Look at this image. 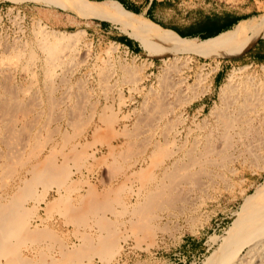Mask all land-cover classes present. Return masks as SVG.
<instances>
[{"label":"rangeland","instance_id":"374dc122","mask_svg":"<svg viewBox=\"0 0 264 264\" xmlns=\"http://www.w3.org/2000/svg\"><path fill=\"white\" fill-rule=\"evenodd\" d=\"M129 13L115 1L0 0V202L6 203L18 186L22 185V181L31 177V171L38 166L36 163L42 162L47 155H51L50 153L59 168L66 164L65 167L73 172L72 178L76 181L81 179V184L78 185L80 188L74 192L69 191L72 193L71 197L69 194L71 201L68 200L66 205L69 201L72 205L64 206L68 210H51L50 213L39 210L41 218L32 221L30 230L35 231L30 232L35 233L46 226L45 228L52 230L53 236L56 234L50 237L51 239L26 241L27 244L21 247L22 257H26L24 260L46 262V258L54 257L51 259L53 261H50L54 262L55 259L61 258L63 251L73 250L80 243L79 233L76 235L79 227L80 232L85 234L86 241L88 240V246L93 243L88 247L91 250L100 245L104 237L109 236L108 239L119 242V238L126 239L128 236L125 242H121L123 249L120 255L112 257L108 263L100 262L99 256L91 255L92 259L84 257L83 264H208L209 258L229 240L230 233L237 226L242 213L251 204L253 195H256L261 186L264 187V147L250 153H230V160L223 154L206 155L207 158H200L199 155L198 163L201 164L194 165L195 168L192 164L189 166L187 173L195 174L190 179L181 178L185 181H177L181 182L177 185L178 190L173 187L174 182L173 186H170V181H158L159 178L162 179L163 168L170 158L167 155L161 158L158 155L159 148H155L154 143L159 140V144L165 146L170 153L176 148L173 147L175 145L172 139L181 131L179 146H185L186 149L192 147L190 144L194 141L187 144L186 135L190 131L195 132L197 136L208 134L207 128L216 122L212 111L219 103L220 88L229 76L245 69L247 74L264 80V72L256 65L264 63V60L258 59L254 63L241 60L246 50L234 56L211 57L219 53L232 54L230 49L235 47L197 42H188L167 50L158 45L146 53L139 41L133 37V28L125 23L124 14L130 15ZM258 17H264V10ZM133 18L146 22L142 15ZM103 21L108 22L101 27ZM149 23L164 35L147 34L144 30L142 36L146 42L175 39L152 22ZM41 29L77 35V41H73L74 47L66 48L67 51L65 50L62 57L59 56L60 59L50 65L47 55L40 47L41 37L38 33ZM117 33L129 36L138 43L140 52L132 53L120 44L116 38ZM258 38L255 37L251 42ZM223 48L228 50L223 51ZM164 59L169 63H175L176 59L180 62L177 68L168 73L166 82L162 79ZM228 59L239 62L228 66L223 83L214 86L213 74L220 61ZM220 78L221 75L218 76L217 82ZM182 81L191 88L189 91L175 88V82L187 87ZM197 91L195 95L194 92ZM256 103L255 106L252 105L249 113L253 117L257 116L258 112L264 114V106L259 103L260 108ZM253 111H257L256 114ZM100 133L108 134L105 140L98 139ZM7 145L16 148V161H11L10 158L9 162L4 161L7 160L6 156L11 157ZM33 148L36 150H32ZM155 150L158 151L156 155L159 160L154 158L156 155L151 159V151ZM23 152L26 153L24 157ZM33 153L38 156H31ZM213 158L217 160L214 162ZM147 163H152L147 176L139 178L136 172L142 167L146 168ZM234 171L238 172L235 174ZM159 182L163 187H173L174 189H171L174 191L169 189L173 196L166 194L165 198H159L161 203L158 200V203L155 201L152 205H146L147 208L144 206V210L137 214L139 196L143 199L146 191L160 188ZM87 183L93 184L100 198L81 204L80 199L83 196H79L85 194ZM36 188L40 191L43 186L38 184ZM55 190H49L47 199L58 197ZM27 203L31 204L32 201L28 200ZM70 207L74 208L73 211ZM125 210L129 211V214ZM138 216L144 218V225L139 224L142 220L141 217L138 219ZM82 219L87 220L83 222ZM191 238L198 240L199 247L191 244ZM72 243L76 244L73 246ZM0 264H5L3 258Z\"/></svg>","mask_w":264,"mask_h":264},{"label":"bare ground","instance_id":"6f19581e","mask_svg":"<svg viewBox=\"0 0 264 264\" xmlns=\"http://www.w3.org/2000/svg\"><path fill=\"white\" fill-rule=\"evenodd\" d=\"M134 34L133 37H135L140 45L142 46V49L148 53L151 51L153 48L158 46L160 43L158 42H146L142 39L141 37V31H142V21H139L133 28ZM39 36L41 37L40 40V47L41 49L45 52L47 55L48 59V64H54L55 60L58 61L60 57H62L63 53H65V50L67 51L66 48L72 47L73 46V41L76 40L77 35H67L64 33H57L53 31H45L43 29L40 30L38 33ZM77 41V40H76ZM72 44V45H71ZM74 47V46H73ZM18 54V53H17ZM20 54V53H19ZM19 57V55H18ZM179 60H175V63H169L168 60L164 59V67L162 69V79L164 82H166V76L168 75L169 72H171L174 68H177ZM49 65V66H50ZM12 66V65H11ZM178 69H176L177 71ZM174 72V71H173ZM244 73V74H243ZM171 74V73H170ZM173 75V74H172ZM175 75V72H174ZM170 77H172L170 75ZM169 78V77H168ZM177 78V77H176ZM165 79V80H164ZM199 79V78H198ZM171 80V79H170ZM200 80V79H199ZM181 81V80H180ZM179 81V82H180ZM184 83V81H182ZM186 83V82H185ZM184 83V84H185ZM182 85L181 83L174 84L175 88L179 87V89H191L185 86H179ZM192 86V85H191ZM193 87V86H192ZM173 89V88H172ZM177 89V88H176ZM197 89V88H196ZM195 89V90H196ZM200 89V88H199ZM183 90V93H184ZM186 90V91H187ZM194 90V89H193ZM189 91V90H188ZM192 91V90H190ZM207 91V90H206ZM200 92V91H199ZM190 93V92H189ZM195 95L198 93L194 92ZM176 94V92H175ZM178 94V93H177ZM174 96V95H173ZM178 96V95H176ZM188 96V95H187ZM34 99V98H33ZM219 103L216 105V107L213 108V114L215 115L214 117L216 118V122L210 125V128L206 127L208 129V134L207 135H202L194 134L195 132L193 131H188L189 134L186 135L187 141L186 143L188 144L189 141L193 142L192 147H189V149H186L185 146H179L178 143V138H180V134L182 133L181 131L177 132V137L172 139L174 142L173 144L176 147L172 151H167V148L165 149L163 146H161L160 141L158 140L157 142L154 143L155 148H159V156L161 158L163 156H169L170 160L165 164V167L162 169V179L159 178L158 181H170V186H173L172 183L174 184L173 187H177V185L181 182L177 181H182L185 179L181 178H191L192 175L187 173V170L190 169L189 166L191 164L193 165H198L201 163H198L200 158L206 157V155L211 156V154H223V156L226 157V159L230 160V153L232 154L233 152H238V153H250L254 152L259 148L264 147V114L262 113H257V111H253L257 116L254 115V117L249 114L251 113V107L252 105L256 103L258 107L260 106L259 103L264 106V80L258 79L255 76H252L250 73L247 74L245 69L238 70L236 72H233L227 79V81L222 85L220 88V96H219ZM17 100V99H16ZM4 101V100H3ZM51 101V100H50ZM255 101V102H254ZM5 102V101H4ZM254 102V103H253ZM1 103V102H0ZM7 103V102H6ZM9 103V101H8ZM7 103V104H8ZM21 103V102H20ZM42 104V103H41ZM29 105V103H28ZM33 105V102H32ZM74 106V105H73ZM255 106V105H254ZM17 107V106H16ZM52 107V106H51ZM50 107V108H51ZM77 108V107H76ZM257 108V107H256ZM255 108V109H256ZM261 108V106H260ZM81 109V108H80ZM4 110V109H3ZM71 111V110H70ZM159 111V109H158ZM262 112V111H261ZM264 112V110H263ZM74 113V112H73ZM31 114V113H30ZM36 114V113H35ZM107 115V114H106ZM2 116V114H1ZM0 116V117H1ZM252 116V117H251ZM25 117V116H24ZM105 118V117H104ZM174 121V120H173ZM176 121V120H175ZM3 122V121H2ZM22 122V121H21ZM88 122V121H87ZM114 122V121H113ZM117 122V121H116ZM79 123V122H78ZM1 124V123H0ZM6 124V123H5ZM211 124V123H209ZM4 125V124H3ZM140 125V124H139ZM173 125V124H172ZM8 126V125H7ZM5 126V127H7ZM80 126V125H79ZM159 126V125H158ZM166 126V125H165ZM164 126V127H165ZM9 127V126H8ZM12 127V126H10ZM16 127V126H15ZM167 127V126H166ZM203 127V126H202ZM4 128V127H3ZM14 128V126H13ZM66 128V127H65ZM82 128V127H81ZM139 129V127H137ZM205 128V127H204ZM203 128V129H204ZM9 129V128H7ZM11 129V128H10ZM201 129V128H200ZM67 130V129H66ZM96 130V129H95ZM101 130V129H100ZM106 130V129H105ZM124 130V129H123ZM141 130V129H139ZM162 130V129H161ZM169 130V129H168ZM171 130V129H170ZM6 131V128L5 130ZM13 131V129L11 130ZM15 131V130H14ZM13 131V132H14ZM200 131V130H199ZM2 132V131H1ZM105 132V131H103ZM107 132V131H106ZM115 132V131H114ZM169 132V131H168ZM19 133V132H18ZM66 133V132H65ZM111 133V132H110ZM124 133V132H123ZM165 133V132H164ZM199 133V132H198ZM6 134V133H4ZM8 134V133H7ZM16 134V131L15 133ZM95 134V133H94ZM143 134V133H142ZM166 134V133H165ZM2 135V134H1ZM11 135V134H10ZM22 135V134H21ZM108 134L105 133H100L98 134V139L99 140H105V137H107ZM123 135V134H122ZM13 136V135H12ZM67 136V135H66ZM130 136V135H129ZM162 136V135H161ZM166 136V135H165ZM1 137V136H0ZM14 137V136H13ZM202 137L204 139H202ZM35 138V137H34ZM62 138V137H61ZM68 138V137H67ZM201 138V139H200ZM97 139V140H98ZM108 139V138H107ZM154 139V138H153ZM7 140V139H6ZM11 140V139H9ZM16 140V139H15ZM96 140V142H97ZM152 140V138L150 139ZM2 141V140H1ZM24 141V140H23ZM29 141V140H28ZM35 141V140H34ZM131 141V140H130ZM18 142V141H16ZM62 142V141H61ZM104 142V141H103ZM165 142V141H164ZM2 143V142H1ZM5 143V142H4ZM30 143V141L28 142ZM27 143V144H28ZM99 143V142H97ZM102 143V142H100ZM185 143V145H186ZM18 144V143H17ZM43 144V143H42ZM166 144V142L164 143ZM4 145V144H3ZM9 145V144H8ZM7 145V150H10V156H6L7 161L9 162V158L11 161L17 160L18 156L16 154L18 153L16 151V148L10 147ZM11 145V144H10ZM29 145V144H28ZM182 145V144H181ZM14 146V145H13ZM39 145H36V147ZM43 146V145H41ZM56 146V145H55ZM93 146V145H92ZM145 146V145H144ZM151 146V145H150ZM20 147V146H19ZM18 147V148H19ZM27 147V146H25ZM29 147V146H28ZM31 147V146H30ZM116 147V146H115ZM125 147V146H124ZM127 147V146H126ZM139 147V146H137ZM5 148V145H4ZM43 148V147H41ZM45 148V146H44ZM43 148V149H44ZM64 148V147H63ZM110 148V147H109ZM0 149H2L0 147ZM25 149V148H23ZM31 149V148H29ZM42 149V150H43ZM74 149V148H73ZM111 149V148H110ZM18 150V149H17ZM32 150H36L33 148ZM54 151L53 149H51ZM56 150V149H55ZM131 150V149H130ZM154 150V149H153ZM30 151V150H29ZM74 151V150H73ZM80 151V150H79ZM1 152V151H0ZM47 152V151H46ZM55 152V151H54ZM109 152V151H108ZM149 152V151H148ZM153 152L151 154V159L154 157V155L157 154L156 150L151 151ZM38 153V152H37ZM41 153V152H40ZM38 153V154H40ZM113 152H111L112 154ZM4 154V153H3ZM23 152V156L24 157ZM38 154H35L38 156ZM51 155H47L44 160L40 163H36V166L34 170L31 171V177L28 179H24L22 185L18 186L19 188L15 191V193L11 196L9 203L3 204L0 202V263L1 259L3 258L5 260V264H25L24 259L26 257H22L23 253H21V247L23 244L26 243V241H31V242H36L39 241L40 239L44 238H49L54 237L52 234V230H48L47 228H43V230L39 229V231L36 230L35 233H31L30 231H35V230H30L32 226V221L37 218H41V215H39V210L42 209L41 204L43 202L46 203V209L48 213H50L51 210L54 211H59L62 212L61 210L63 209L64 206H71L72 204L70 203L71 201V194L70 192H74L75 190H78L80 187H78L79 184H81L80 180L76 181L74 180L73 177V172L68 169V167H65L64 165L63 168H59L57 164L53 161V156L52 153ZM57 154V153H56ZM110 154V155H111ZM149 154V153H148ZM5 155V154H4ZM19 155V154H18ZM29 155V154H28ZM31 155V154H30ZM43 155V154H42ZM66 155V154H65ZM64 155V156H65ZM199 155L200 158L198 157ZM205 155V156H204ZM219 155V156H220ZM33 157L34 153L31 155ZM85 156V155H84ZM88 156V155H87ZM125 156V155H123ZM153 156V157H152ZM215 156V157H216ZM238 156V155H237ZM250 156V155H249ZM254 156V155H253ZM4 157V156H3ZM28 157V156H27ZM93 157V156H92ZM115 157V155H113ZM112 157V158H113ZM120 157V156H118ZM157 155L154 157L155 159L159 160L160 158L157 157ZM251 157V156H250ZM12 158V159H11ZM31 158V157H30ZM63 158V157H62ZM70 158V157H69ZM219 157H217L218 159ZM245 158V157H244ZM243 158V159H244ZM1 159V158H0ZM29 159V158H28ZM68 159V158H67ZM106 159V158H105ZM104 159V160H105ZM115 159V158H113ZM124 159V158H123ZM205 159V158H204ZM213 158L214 160H217ZM239 159V158H238ZM253 159V158H252ZM3 160V159H2ZM23 160V159H21ZM26 160V159H25ZM96 160V159H94ZM162 160V159H161ZM210 160V159H209ZM205 160V162L209 161ZM249 160V159H248ZM248 160H245L248 162ZM251 160V158H250ZM27 161V160H26ZM30 161V160H29ZM34 161V160H33ZM185 161V162H184ZM187 161H189L187 163ZM69 162V161H68ZM82 162V161H81ZM117 162V161H115ZM153 162V161H152ZM159 162V161H158ZM161 162V161H160ZM159 162V163H160ZM202 162V161H201ZM210 162V161H209ZM215 162V161H214ZM232 162V161H231ZM58 163V162H56ZM84 163V162H83ZM103 163V161H102ZM107 163V161H105ZM104 163V165H106ZM140 163V162H139ZM149 163V162H148ZM147 163V164H148ZM164 163V162H163ZM197 163V164H196ZM204 163V162H203ZM235 163V161H234ZM237 163V162H236ZM252 163V162H251ZM254 163V162H253ZM4 164V163H3ZM15 164V163H13ZM19 165L20 162L18 163ZM245 163H243L244 166ZM26 165V164H25ZM70 165V164H69ZM112 165V164H111ZM121 165V164H120ZM152 165V163H151ZM150 164L147 165L146 168L142 167L141 170H139L137 173L139 178L146 177L149 171V168L151 166ZM223 165V164H222ZM240 165V164H239ZM11 167V163L9 165ZM30 166V165H29ZM34 166V165H31ZM60 166V165H59ZM101 166V165H100ZM110 166V165H109ZM116 166V165H115ZM146 166V165H145ZM6 167V166H5ZM4 167V169H5ZM70 167V166H69ZM87 167V166H86ZM111 167V166H110ZM109 167V168H110ZM226 167V166H225ZM33 168V167H31ZM71 168V167H70ZM113 168V167H112ZM111 168V169H112ZM120 168V167H118ZM155 168V167H154ZM157 168V167H156ZM195 168V167H194ZM3 169V168H2ZM7 169V167H6ZM5 169V170H6ZM10 169V168H9ZM80 169V168H79ZM114 169L117 168L114 167ZM122 169V168H121ZM192 169V168H191ZM15 170V169H14ZM19 170V169H18ZM205 170V169H204ZM234 170V169H233ZM16 171V170H15ZM109 171V170H108ZM115 171V170H114ZM122 171V170H121ZM192 171V170H191ZM3 172H5L3 170ZM8 172V171H7ZM12 172V171H11ZM79 172V171H78ZM110 172V171H109ZM161 172V171H160ZM184 172V173H183ZM186 172V173H185ZM190 172V171H189ZM235 172V171H234ZM238 172V171H237ZM235 172V174L237 173ZM1 173V172H0ZM13 173H15L13 171ZM29 173V170L28 172ZM153 173V172H152ZM21 174V173H20ZM115 174V173H114ZM135 174V173H134ZM188 174V175H187ZM5 175V174H4ZM10 176V175H9ZM118 176V175H117ZM160 176V175H159ZM25 177V176H24ZM27 177V176H26ZM127 177V176H126ZM153 178V176H151ZM154 176V180H155ZM193 178V177H192ZM195 178V177H194ZM158 179V178H157ZM180 179V180H179ZM8 180V179H6ZM19 180V179H18ZM78 180V179H77ZM137 180V179H136ZM142 180V179H141ZM151 180V179H150ZM2 181V180H1ZM14 181V180H13ZM70 181V182H69ZM172 181V182H171ZM128 182V181H127ZM159 182V184H160ZM177 184L175 185V183ZM20 183V182H19ZM162 183V182H161ZM169 183V182H168ZM6 184V183H5ZM18 184V183H17ZM40 184L43 185L44 190L43 191H38L36 188V185ZM83 184V183H82ZM165 184V182H164ZM195 184V183H194ZM9 185V184H8ZM92 185V184H91ZM91 185H88L91 187ZM155 185V184H154ZM160 184V188L155 187L154 190H148L146 193L143 195V201L142 196L140 195L138 203L136 205L137 211L136 213H140L141 211L147 208L148 205H152L153 202L157 201L159 198H165L167 195L168 196H173L171 195L169 189L173 187H163ZM169 185V184H167ZM121 186V185H120ZM158 186V185H156ZM181 186V185H180ZM6 187V186H5ZM8 187V186H7ZM6 187V188H7ZM10 187V186H9ZM92 186L91 188H93ZM119 187V186H118ZM162 187V188H161ZM179 187V186H178ZM177 187V190L179 189ZM12 188V187H11ZM56 189L58 192V197L54 198L53 201L46 202L47 195L49 193V190L51 189ZM123 188V186H122ZM121 188V189H122ZM259 188V187H258ZM2 189V188H1ZM144 189V188H143ZM174 189V188H173ZM171 189V190H173ZM55 190V191H56ZM96 190V189H95ZM110 190V189H109ZM175 190V191H177ZM11 191V190H10ZM117 191V190H116ZM174 191V190H173ZM181 191V190H180ZM91 195H93V191H88ZM108 192V191H107ZM119 192V191H118ZM123 192V191H122ZM169 192V193H167ZM182 192V191H181ZM12 193V192H11ZM86 193V192H85ZM98 193V192H97ZM183 193V192H182ZM3 194V193H2ZM56 194V193H55ZM70 194V197H69ZM96 194V193H95ZM105 194V193H104ZM108 194V193H107ZM137 194V193H136ZM167 194V195H166ZM178 194V192H177ZM6 195V194H5ZM11 195V194H10ZM100 195V194H99ZM98 195V196H99ZM180 195V192H179ZM8 196V194H7ZM78 196V195H77ZM83 195L79 196L82 197ZM87 196V195H86ZM138 196V195H137ZM2 197V196H1ZM84 197V196H83ZM89 197V195H88ZM94 197V196H93ZM183 197V196H182ZM252 197V196H251ZM69 198V199H68ZM92 198V197H91ZM97 197L95 196V199ZM117 198V196H116ZM119 198V197H118ZM171 198V197H169ZM168 198V200H170ZM173 198V197H172ZM201 198V197H200ZM6 199V198H5ZM9 199V198H8ZM80 199V198H79ZM103 199V198H102ZM251 199V198H250ZM33 201L34 205L33 207L30 206H25L27 201ZM70 200L68 205H66L67 201ZM166 200V199H165ZM79 201V200H78ZM87 201V200H86ZM111 201V200H110ZM118 201V200H117ZM160 201V200H159ZM3 202V201H2ZM81 202V201H80ZM90 202V201H89ZM116 202V201H115ZM164 202V201H163ZM251 204L248 205V209L242 213L241 218L238 221L237 226L235 229L230 233L229 240L220 247L219 251L215 255L209 258V263L208 264H264V187L261 186L259 190L256 192V195H253L252 200H250ZM249 202V203H250ZM82 203V202H81ZM100 203V202H99ZM97 202V204H99ZM122 203V202H121ZM120 203V204H121ZM124 203V202H123ZM136 203V202H135ZM134 203V205H135ZM145 203V204H144ZM156 203V205H157ZM161 203V201H160ZM167 203V202H166ZM174 203V202H173ZM71 204V205H70ZM78 204V203H77ZM95 204V203H94ZM119 204V203H118ZM133 204V203H132ZM117 205V204H116ZM126 205V204H125ZM131 205V204H130ZM147 205V206H146ZM44 206V205H43ZM83 206V205H82ZM133 206V205H132ZM166 206V205H165ZM74 207V206H73ZM135 207V208H136ZM247 207V205H246ZM65 207L64 209H66ZM69 208V207H68ZM73 211L74 208L70 207ZM94 208V207H91ZM96 208V207H95ZM127 208V207H126ZM154 208V207H153ZM160 208V206H159ZM98 209V208H97ZM113 209V208H112ZM124 209V208H123ZM68 210V209H66ZM115 210V209H113ZM117 210V209H116ZM134 210V208H133ZM131 211L133 214L134 211ZM45 211V210H44ZM53 211V212H54ZM64 211V210H63ZM75 211V210H74ZM127 211V210H125ZM69 212V211H68ZM71 212V210H70ZM69 212V214H70ZM82 212V211H81ZM121 212V211H120ZM123 212V211H122ZM129 214V211H127ZM148 212V211H147ZM45 213V212H44ZM67 213V212H66ZM73 213V212H72ZM115 213V212H114ZM137 213V214H138ZM62 214V213H61ZM76 214V213H75ZM91 213H89L90 215ZM116 214V213H115ZM66 215V214H65ZM80 215V214H78ZM102 215V214H101ZM122 215V214H121ZM50 216V214H49ZM69 216V215H68ZM74 217V215H71ZM77 216V215H75ZM95 216V214H94ZM123 216V215H122ZM125 216V215H124ZM142 216V215H141ZM140 216V217H141ZM151 216V215H150ZM66 217V216H65ZM70 217V216H69ZM84 217V215H83ZM93 217V216H92ZM133 217V215L131 216ZM139 217V216H138ZM140 217L138 219H140ZM143 217V216H142ZM144 219V218H142ZM52 218V217H51ZM77 218V217H76ZM81 218V216H80ZM85 218V217H84ZM87 218V217H86ZM100 218V217H98ZM134 218V217H133ZM154 218V217H153ZM48 219V218H47ZM103 219V218H102ZM101 219V222H102ZM123 219V218H122ZM137 219V221H138ZM70 220V219H69ZM87 220V219H82ZM148 220V219H147ZM44 221V220H43ZM46 221V220H45ZM48 221V220H47ZM67 221V220H66ZM65 221V222H66ZM81 221V219H80ZM98 220H96L97 222ZM131 221V220H130ZM135 221V222H137ZM144 220H142L139 224L142 223ZM75 222V221H74ZM84 222V221H83ZM133 222V221H132ZM73 222H70V224ZM81 223V222H80ZM99 223V222H98ZM97 223V224H98ZM103 223V222H102ZM119 223V222H118ZM131 223V222H130ZM134 223V222H133ZM40 224V223H39ZM43 224V223H42ZM84 224V223H83ZM101 224V223H100ZM138 224V225H139ZM151 224V223H150ZM37 225V224H36ZM44 225V224H43ZM99 225V224H98ZM105 225V222L103 223ZM107 225V224H106ZM109 225H111L109 223ZM80 226V225H79ZM84 226V225H83ZM102 225H100L101 227ZM132 226V225H130ZM75 227H77L75 225ZM91 227V226H90ZM106 227V226H105ZM108 227V226H107ZM106 227V228H107ZM153 227V226H152ZM85 228V227H84ZM102 228V227H101ZM110 228V227H109ZM37 229V228H36ZM82 229V228H81ZM100 229V228H99ZM136 229V228H135ZM95 230V229H94ZM103 230V228H102ZM138 230V229H136ZM142 230V229H141ZM149 230V228H148ZM152 230V229H151ZM79 230V227L77 229V233H79L78 240L80 243L77 244V246L70 251H63L62 255L60 254L61 258L55 259L53 264H83V259L84 257H91V255L99 256L101 259L100 262H107L114 256L120 255L121 250L123 249V245L121 244L123 238H119V242H114L112 241L113 239H108L107 238H102L100 245L97 247H92L94 249H88V247L93 243H91L89 246L86 241V237H84L85 234H82ZM100 231V230H99ZM131 232V231H130ZM135 232V231H134ZM73 233V232H72ZM86 233V232H85ZM87 234V233H86ZM92 234V233H91ZM109 234V233H107ZM75 235V236H76ZM103 235V234H101ZM104 235V236H105ZM74 236V235H73ZM90 236V234H89ZM88 236V237H89ZM93 237V236H91ZM125 238V237H124ZM55 239V238H54ZM90 239V237H89ZM99 239V238H98ZM46 240V239H45ZM91 240V239H90ZM89 240V242H90ZM94 240V239H93ZM97 240V238H96ZM92 241V240H91ZM75 242V241H74ZM27 244V243H26ZM73 244V243H72ZM76 244V243H75ZM73 244V246L75 245ZM95 244V243H94ZM97 244H99L97 242ZM38 246V245H37ZM54 246V245H53ZM62 246V245H61ZM66 246V245H65ZM64 246V247H65ZM90 246V247H91ZM96 246V245H95ZM31 247V246H30ZM52 247V246H50ZM68 247V246H67ZM66 247V248H67ZM35 248V247H34ZM42 249V247H41ZM69 250V248H67ZM26 250V249H24ZM47 250V249H46ZM43 251V250H41ZM40 252V250L38 251ZM46 252V251H45ZM43 253V252H42ZM38 254V253H37ZM43 255V254H42ZM40 255V256H42ZM46 255V253H45ZM34 256V255H33ZM39 256V258H40ZM49 256V255H48ZM59 256V254H58ZM51 257V256H50ZM28 258V257H27ZM37 258V257H36ZM45 258V257H44ZM54 258V257H53ZM52 258V259H53ZM33 259V258H32ZM42 260V259H41ZM27 261V260H26ZM46 261V260H45ZM53 261V260H51ZM29 262V259H28ZM30 259V263H31ZM35 262V261H34ZM33 262V263H34ZM43 262V261H42ZM41 262V264H42ZM50 263V262H49ZM44 264V262H43ZM196 264V263H195Z\"/></svg>","mask_w":264,"mask_h":264},{"label":"crops","instance_id":"0c3cea01","mask_svg":"<svg viewBox=\"0 0 264 264\" xmlns=\"http://www.w3.org/2000/svg\"><path fill=\"white\" fill-rule=\"evenodd\" d=\"M115 1L121 4L130 15L124 14L125 23L132 28L139 22L133 16L142 15L146 22L142 21L141 37L143 39V31L147 34L164 35L152 22L160 29L164 30L175 39H162L155 42L160 43L165 50L182 46L186 43H210L211 45L226 44V47H235L230 49L232 54L219 53L211 57L234 56L245 51L241 57L243 61L255 62L264 60V17H258L260 12L264 10V0H103ZM128 13V12H127ZM132 15V16H131ZM249 19V20H248ZM149 20V21H147ZM247 20V21H243ZM108 21H103V23ZM107 24V23H106ZM105 24V25H106ZM109 27V25H108ZM106 29V26L105 28ZM103 30V29H102ZM104 31V30H103ZM107 32V31H105ZM255 37H259L256 41L251 42ZM120 44L126 46L132 53L138 54L141 47L129 36L117 33L116 37ZM207 40V41H205ZM145 41V40H144ZM221 48V47H220ZM227 51L228 48H223ZM239 62V60L228 59L220 61L218 69L212 77L214 86L222 84L225 80V74L228 66ZM221 75L217 82L218 76ZM205 105V103H202ZM87 183L86 193L80 199L81 204L95 200V196L99 197L96 188H91L93 184ZM43 186V185H42ZM44 187V186H43ZM44 188L40 191H43ZM93 191L91 195L88 191ZM96 193V194H95ZM87 195V196H86ZM89 195V197H88ZM94 196V197H93ZM46 199V202L53 201ZM87 200V201H86ZM10 198L6 201L9 203ZM29 204V203H27ZM25 206L33 207L34 202ZM44 204V206H43ZM42 209H46V203L41 204ZM64 209V207H63ZM63 209L61 210L63 212ZM76 210V209H75ZM81 212V211H80ZM41 215V214H39ZM45 219V218H44ZM191 244L198 246V240L190 239ZM188 246V244H187ZM197 251V248H196ZM44 264H53L50 262L52 258H46ZM25 264H41L37 262H28ZM50 262V263H49ZM43 264V262H42Z\"/></svg>","mask_w":264,"mask_h":264},{"label":"built area","instance_id":"2783aa9c","mask_svg":"<svg viewBox=\"0 0 264 264\" xmlns=\"http://www.w3.org/2000/svg\"><path fill=\"white\" fill-rule=\"evenodd\" d=\"M251 63H254V62H251ZM246 65H248V64H246ZM256 65H258L260 67V69L264 72V63H257ZM248 67H249V65H248ZM233 68H236V67H233ZM194 263H196V262H194ZM194 263L192 262V264H194Z\"/></svg>","mask_w":264,"mask_h":264},{"label":"trees","instance_id":"16d2710c","mask_svg":"<svg viewBox=\"0 0 264 264\" xmlns=\"http://www.w3.org/2000/svg\"><path fill=\"white\" fill-rule=\"evenodd\" d=\"M106 23H103L102 25H105Z\"/></svg>","mask_w":264,"mask_h":264}]
</instances>
